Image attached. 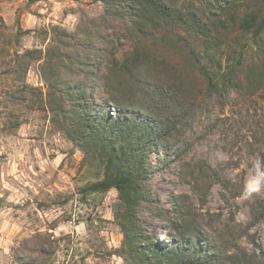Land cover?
I'll list each match as a JSON object with an SVG mask.
<instances>
[{
    "label": "trees",
    "instance_id": "trees-1",
    "mask_svg": "<svg viewBox=\"0 0 264 264\" xmlns=\"http://www.w3.org/2000/svg\"><path fill=\"white\" fill-rule=\"evenodd\" d=\"M93 1L103 4L104 14L92 23L94 31L75 42L74 53L43 57L42 50H31L24 56L31 61L45 59L42 73L53 92L71 106L64 113L73 140L85 154L83 164L98 177L83 188V194L118 192L114 218L124 241L113 255L130 264H264V254H250L241 245L250 229L236 219L201 216L182 194L170 196L173 216L166 217L153 194L154 178L176 163L183 178L189 170L197 177L193 188L201 197L215 185L224 189L226 202L240 196L245 178L241 185L232 183L222 170L204 161L191 167L189 149L177 144L218 106L221 114L213 129L233 134L234 145L258 155L264 166V106L257 107L264 97V0ZM110 27L133 43V50L121 58L119 47L104 33ZM157 35L164 43L187 46L188 36L198 44L188 49L187 57L203 81L201 96L187 92L182 71L145 49L143 42ZM250 51H256L262 66L249 60ZM55 61L58 70L51 68ZM238 91L242 97L233 100L231 94ZM102 104L112 105L115 114L105 112ZM148 211L172 229L168 245L156 239L145 219ZM206 220L208 225L222 223L220 229L211 227L217 238L205 229ZM34 242L31 252L37 254L24 257L31 247V240H25L16 261L51 264L53 242L41 236Z\"/></svg>",
    "mask_w": 264,
    "mask_h": 264
},
{
    "label": "rangeland",
    "instance_id": "rangeland-1",
    "mask_svg": "<svg viewBox=\"0 0 264 264\" xmlns=\"http://www.w3.org/2000/svg\"><path fill=\"white\" fill-rule=\"evenodd\" d=\"M5 1L0 0V264H19L16 258L23 253L21 244L25 240H31V247L24 257L35 256L37 253L31 250L38 236L53 242L51 264H130V260L113 255L124 241L114 218L118 192L114 189L106 194H83V188L98 177L97 171L83 164L85 154L73 140L70 120L64 113L71 106L59 92H53L51 81L42 73L41 63L45 59L31 61L24 56L31 50H42L43 57L74 53L75 42L94 31L92 23L103 16L104 6L93 0L85 2L75 8L77 17L66 25L60 20L34 24L22 17L26 4L28 9L34 0H24L16 23L8 25L1 15ZM104 33L119 47V58L133 50L132 41L116 27L104 28ZM161 37L157 35L143 42V46L151 56L182 71L187 92L201 96L203 81L187 57L188 49L198 44L188 36H185L187 46L184 42L164 43ZM242 42L245 44L247 39ZM249 60L262 66L256 51L249 52ZM59 67L57 61L51 65L53 70ZM239 92L231 94L233 100L242 97ZM257 103L258 108L264 106V97ZM101 108L111 115L116 112L112 105L102 104ZM230 113L227 109L226 114ZM220 114L219 106L212 108L177 144L189 149L187 161L191 167L204 161L222 170L232 183L241 185L245 178L240 196L226 202L224 189L215 185L201 197L193 188L197 177L189 170L187 178H183L176 163L154 178L153 194L166 217L173 216L170 196L182 194L201 216L236 219L250 229L249 235L240 240L241 245L250 254L261 256L264 254V166L258 155L240 144L234 145L233 134L225 136L221 130L213 129ZM152 159L157 162V155ZM145 219L158 242L168 245L171 238L167 234L173 231L167 223L150 211L145 213ZM204 224L215 238L211 227H223L222 223L208 225V220Z\"/></svg>",
    "mask_w": 264,
    "mask_h": 264
},
{
    "label": "crops",
    "instance_id": "crops-1",
    "mask_svg": "<svg viewBox=\"0 0 264 264\" xmlns=\"http://www.w3.org/2000/svg\"><path fill=\"white\" fill-rule=\"evenodd\" d=\"M24 0H6L2 3L1 15L4 17L8 25H14L18 19V15L22 10H19ZM30 2V0H27ZM85 2H92V0H34L30 8L23 11L22 17L24 21L29 23H43V22H58L64 21L65 25L71 19L77 17L75 8L82 6ZM43 3V6L42 4Z\"/></svg>",
    "mask_w": 264,
    "mask_h": 264
}]
</instances>
